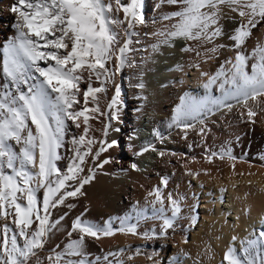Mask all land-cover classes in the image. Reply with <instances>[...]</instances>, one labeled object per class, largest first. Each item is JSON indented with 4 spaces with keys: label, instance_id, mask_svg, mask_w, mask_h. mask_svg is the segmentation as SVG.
<instances>
[{
    "label": "snow or ice",
    "instance_id": "1",
    "mask_svg": "<svg viewBox=\"0 0 264 264\" xmlns=\"http://www.w3.org/2000/svg\"><path fill=\"white\" fill-rule=\"evenodd\" d=\"M177 7L164 20L172 21L170 26L156 33L160 45L172 46L176 39L193 41L182 49L195 52L199 57L200 48L205 49L214 58L221 48H231L233 57L225 59L214 75L202 72L207 77L204 89L218 85L221 95L195 98L181 97L173 115V124L183 126L184 138L187 131L201 125L198 135L207 131L206 119L214 111H231L234 100L247 109L249 121L257 115L247 108L248 100L264 97V43L247 53L246 41L253 29L264 23V0H162ZM141 0H16L12 11L17 14L16 34L0 45L3 51V83L0 84V217L6 221L0 226V264H100L101 257L89 259L84 249L87 238L99 239L101 235L111 236L114 231L110 225L100 228L83 219V214L76 217L67 236L70 238L63 250L59 245L50 250V255L42 261L39 252L50 240L54 231L59 230L61 222L67 216L52 220V210L64 205L69 197L82 195V189L95 178L96 169L110 162H102L89 167L87 174L84 165L91 155L96 161L105 147L92 153L93 139L86 140L88 133L89 112L105 115L99 108L98 93L107 91L104 85L125 66L126 53L129 51L131 30L137 24H144L145 18ZM227 9V11H225ZM123 11L124 18L119 13ZM235 13V15H231ZM237 17L239 19H237ZM231 20L238 26L231 33H225L222 20ZM228 36L231 44H217L218 38ZM41 62L46 66H41ZM113 63V69L107 66ZM196 66H199L198 64ZM179 70H183L178 65ZM85 73L87 74L85 76ZM38 74V75H35ZM93 77L101 82L100 87H93ZM103 77V80H101ZM87 82L83 91L84 106L77 108L81 101L80 85ZM143 87V84L140 85ZM120 89L108 104L111 110L118 103ZM91 98L94 107L88 108ZM109 120L116 119L113 112L107 113ZM83 117L85 135L72 136L68 141L74 155L70 158L67 171L57 167V161L63 157L58 150L65 145L69 122L79 128ZM109 125H105L107 135ZM119 131V129H116ZM14 142V143H13ZM103 143V142H101ZM116 142L108 145L111 147ZM14 145H20L19 151ZM151 150H155L152 148ZM149 148L142 149V152ZM161 156L165 153L160 152ZM215 155V153H212ZM231 155L230 149H223L221 156ZM136 169L135 163L131 164ZM167 185V179H163ZM46 189L42 201L37 193ZM154 195L155 203L163 205L164 197L159 188L149 193ZM171 215H164L165 209H156L154 217L162 219L160 231L144 232L145 238L166 237L168 230H174L181 214L180 202L168 195ZM68 208L75 207L68 204ZM11 218V219H9ZM195 222L196 217H192ZM138 224H126L121 221V232L133 235ZM76 234L75 239H71ZM255 238L242 241V247H229L224 255L226 264H264V230L256 232ZM233 241L236 237L232 238ZM120 249L119 252H123ZM139 252V249L137 250ZM119 253H107L103 260L113 264L109 257ZM116 264H123L116 260Z\"/></svg>",
    "mask_w": 264,
    "mask_h": 264
},
{
    "label": "bare ground",
    "instance_id": "2",
    "mask_svg": "<svg viewBox=\"0 0 264 264\" xmlns=\"http://www.w3.org/2000/svg\"><path fill=\"white\" fill-rule=\"evenodd\" d=\"M15 2L16 0H0V45L7 42L10 34L8 26L2 25L1 18L5 17L10 23L13 21L14 25L17 22L12 11ZM122 2L129 3L130 0ZM176 10V6L162 0H141L140 11L144 15L145 23L137 24L131 30L125 66L115 71L112 79L104 85L107 91L97 94L100 111L105 115L88 113L90 119L86 140H94L91 145L92 153L98 151L101 146L106 150L100 153L96 161L92 160L91 155L87 158L82 175L87 174L89 167L105 159L110 162L96 169L95 178L84 186L82 195L69 197L64 205L52 210V220L65 213L67 216L61 222L59 230L52 233L46 246L40 250L39 257L42 261L50 255V250L56 245L60 246L58 250H63L70 239L67 232L71 224L76 217L83 214V219L100 228L110 223L114 231L111 236L101 235L99 239H86L84 249L89 259L101 257L100 264H106L103 257L112 252L119 253L116 257H109L113 264H116V260H122L123 264H161L165 252L168 251V245L182 243V235L185 233L176 226L174 230H168L166 237L145 238L142 235L144 232L151 235L153 229L159 232L163 223L162 219L154 217L159 215L156 209L164 204H154L155 196L149 193L156 188H162L166 194L171 193L172 197L175 196L179 201L196 203L190 195L191 177L198 179L197 185L210 179H215L216 184L212 187L218 185L213 188L216 190L217 207L209 212L213 217L210 218V233L214 245L210 243L204 247L202 245L205 244H200V247H196V253L184 249L176 250L168 264H183L185 260L192 264L193 258L197 259L195 264H226L224 255L229 247L240 249L242 241L255 238L254 224L259 227L255 229L256 232L264 230V176L260 175L264 173V97H258L255 101L248 100L247 108L257 113L252 121H249L247 109L242 104L230 100L228 102L233 105L231 111H214L207 117L205 135H198L201 125L197 123L194 129L187 131L185 139L183 126L178 127L172 122L181 97H220L218 85H212L210 89L203 88L207 77L201 73L214 75L220 64L233 57L235 52L231 48H221L214 58L209 59L212 54H206L205 49L213 45L207 44L200 48L201 55L198 57L195 52L182 51L186 46H195V42L183 39L174 40L172 46L160 45L158 51L154 50L153 45L158 43V39H162L155 34L175 22L174 19L167 21L163 17ZM231 15L234 16L235 13ZM119 16L124 18L123 11ZM221 23L225 33H231L238 26L228 19L222 20ZM258 42L264 43V23L253 29L251 37L246 41L245 51L251 53ZM215 43L223 45L231 44V41L225 35ZM2 62L3 51L0 48V68ZM113 63L107 65L111 70H114ZM197 64L199 66H196ZM178 65L182 66L183 70H179ZM91 83L93 87L101 86V82L94 77ZM87 86V82L80 85L81 95L78 98L81 103L77 108L84 106L82 93ZM117 86L120 89L118 103L109 110L108 104L116 95ZM92 107L94 104L90 98L88 108ZM109 112L115 113L117 118L109 120ZM79 122V128L69 122L70 131L65 137V145L58 150L63 158L56 163L63 172L67 171L71 163L70 158L74 155L70 150L73 146L68 141L72 136L78 138L85 135L83 117ZM105 125H109L107 135ZM113 141L116 143L108 147ZM14 147L19 151L20 145ZM146 147L149 151L142 152ZM152 148L155 150H151ZM223 149H230L231 155L221 156ZM160 152L165 154L161 156ZM133 163L137 165L136 169L131 168ZM219 165L225 167L218 169ZM225 168L228 169L225 171ZM242 170L244 173L237 177L236 172ZM223 176L227 178L224 179ZM165 178L166 186L162 182ZM237 182L240 185H235ZM224 189V193L228 194V202L227 206L222 207L220 201ZM45 191L46 189L42 188L37 193L38 201H42ZM68 204H74L75 207L68 208ZM187 207L194 210L193 206ZM231 211L234 216L228 219L226 216ZM182 220L183 218L180 223L183 227L186 222ZM121 221L126 224H138V234L119 231ZM4 223L6 222L3 221L2 225ZM230 224L235 227L232 229L235 231L233 237H236L234 242L232 235L227 233ZM75 238L76 234L71 237ZM141 242H148L149 245L139 248L138 252V248L135 249L134 246ZM120 249L124 251L119 252ZM132 250H136L133 251L134 255L129 252ZM31 264H36L35 260Z\"/></svg>",
    "mask_w": 264,
    "mask_h": 264
},
{
    "label": "rangeland",
    "instance_id": "3",
    "mask_svg": "<svg viewBox=\"0 0 264 264\" xmlns=\"http://www.w3.org/2000/svg\"><path fill=\"white\" fill-rule=\"evenodd\" d=\"M16 16H17V14L13 13L14 19H16ZM1 20H2V25L6 26V27L8 26V29H10V34H9V38H8V40H9L16 34L14 22L12 21V23H10V21H8L5 17H2ZM41 66H46V65L43 64V62H41ZM0 81H2L0 83V84H2L4 82L3 78H1ZM219 166H220V168H218V169H222L221 167L223 165L222 166L219 165ZM223 167H225V166H223ZM231 168H232V166H231ZM226 169H228V168H225V171H226ZM233 169H234V167H233ZM225 171H224V173H225ZM240 172H242V173H240ZM240 172H236L237 177L244 173L243 170ZM260 175L264 176V173H261ZM225 177L226 176H223L222 178L225 179ZM197 180L198 179L191 177L192 186L190 189V195L192 198L194 197L196 203L194 202V203L189 204V202H186V201H184V202L182 200L179 201L180 199L173 196L175 199H177L180 202L181 209H182L180 217L177 220V226H178V228L180 227V230H183L185 234L182 235V237H184V238H182V240H183L182 243L177 242L175 245L174 244L168 245V248H167L168 251L166 250L167 252H165V254H164V261H162L161 264H168L169 260L172 258V256L174 255L176 250L178 251V250L184 249V250H189L192 253H196L198 251L196 247H200L202 244H205V245H202L204 247L208 244L210 245V243L212 245H214L212 242L213 240L211 239L212 236L210 233V223H211L210 218H213V217H212V215L210 216L209 212L214 211L217 207V204L215 201L217 199V197L215 195L216 190H213V188L218 187V185H215L216 187H212V186H214L213 184L215 183V179H214V181H213V179H210L209 180L210 182L208 181L209 184H212V185H209L206 180H204L203 182H200L199 185H197ZM238 183L239 182L235 183V185H237V186L240 185ZM235 185H234V187L237 189L238 187H236ZM247 185H248V183H247ZM159 189L161 190L162 188H159ZM154 190H153V192H154ZM224 192H225V189H224L223 193ZM161 193H162L163 197L165 198L164 203H163L164 204L163 206L165 207L164 213L166 214V216H170L171 215V208H170V202H168L169 201L168 200L169 194H166L163 190H161ZM225 193L223 195L222 200L220 201V205L222 207L227 206V202H228V196H227L228 194H225ZM188 205L193 206L194 210L191 208H188L187 207ZM163 206H161V207H163ZM194 216L196 217L195 222H193V220H192V217H194ZM233 216H234V214L231 211V213H228L226 217L228 219H231ZM182 218H183L182 221L186 222V223H184L185 227L181 226L180 222H181ZM9 219H11V218H9ZM3 221L7 222L3 217H0V226L2 225ZM178 223H179V225H178ZM232 225L233 224L229 225L227 233H229L228 235H230V236L232 235L231 237L233 238L235 231H232V229H234L235 227H233L234 225L233 226ZM231 226H232V228H231ZM254 226H256L255 229L259 228L258 224H254ZM225 235L227 236V234H225ZM167 243H168V241H167ZM196 244H198V245L196 246ZM148 245H149L148 242H146V243L141 242V243H138L136 246H134V248L139 249V248H142L143 246L147 247ZM133 251L134 250L129 251L130 254L132 253V255H134L135 254L134 252H136V250L134 252ZM196 261H197V259L193 258L192 264L193 263L195 264ZM183 264H191V263H187V261L185 260Z\"/></svg>",
    "mask_w": 264,
    "mask_h": 264
}]
</instances>
